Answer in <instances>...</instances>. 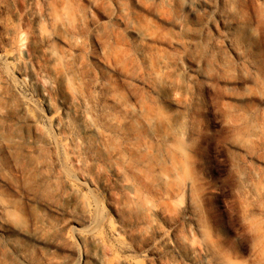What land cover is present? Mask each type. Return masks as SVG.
Listing matches in <instances>:
<instances>
[{"label":"rangeland","instance_id":"rangeland-1","mask_svg":"<svg viewBox=\"0 0 264 264\" xmlns=\"http://www.w3.org/2000/svg\"><path fill=\"white\" fill-rule=\"evenodd\" d=\"M0 99L41 144L34 185L0 147V264H264V0H0Z\"/></svg>","mask_w":264,"mask_h":264},{"label":"bare ground","instance_id":"bare-ground-1","mask_svg":"<svg viewBox=\"0 0 264 264\" xmlns=\"http://www.w3.org/2000/svg\"><path fill=\"white\" fill-rule=\"evenodd\" d=\"M132 33L141 40L146 38V32L142 27L130 26ZM33 53L28 49L24 50L23 38H19L16 47L3 55L4 61L10 66L13 73L17 74L20 78L27 76L31 78L32 84L35 85L38 95L43 99H46V93L53 86L54 78L47 74H39L38 72H32L29 67L32 65L31 56ZM33 58V57H32ZM34 63V62H33ZM70 76L72 84H77V77L73 73H59L58 80L59 83H65ZM66 94L71 96L72 92L70 90L66 91ZM60 99L57 108L54 110L53 118L55 120L65 117L72 111L74 102L71 98ZM26 99H20V103L17 108V122H23L24 126L29 128H35V124L32 122L29 114L26 111L27 105ZM3 108H5L3 102L0 99V119L3 116ZM103 118L110 121V115L104 114ZM20 124V123H19ZM129 127L130 132H134L137 127L143 126L147 127L152 134H157V136L162 137V130L160 128V123H157L154 119H144L141 123H126ZM125 123H119L116 127L122 128L126 126ZM18 129V123H8L0 120V147L5 148L9 153L13 154V158L18 162H21L24 168L29 173L28 183L35 184L41 177L39 176L38 170L40 168V163L38 162V157L36 154L40 152L41 144L40 141L34 135L24 136ZM92 131L91 127L85 129V132L90 133ZM162 145L164 146V151L168 152L166 148V138L162 137ZM163 141V142H162ZM1 210L6 219L16 217V208L14 205H2ZM97 241L98 237L93 236Z\"/></svg>","mask_w":264,"mask_h":264}]
</instances>
